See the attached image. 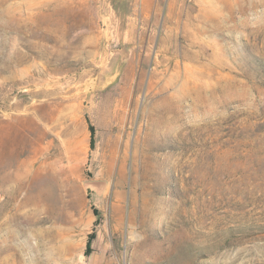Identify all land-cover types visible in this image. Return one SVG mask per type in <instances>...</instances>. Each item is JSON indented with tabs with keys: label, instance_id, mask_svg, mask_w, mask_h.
I'll return each instance as SVG.
<instances>
[{
	"label": "rangeland",
	"instance_id": "rangeland-1",
	"mask_svg": "<svg viewBox=\"0 0 264 264\" xmlns=\"http://www.w3.org/2000/svg\"><path fill=\"white\" fill-rule=\"evenodd\" d=\"M0 244L264 264V0H0Z\"/></svg>",
	"mask_w": 264,
	"mask_h": 264
},
{
	"label": "water",
	"instance_id": "water-1",
	"mask_svg": "<svg viewBox=\"0 0 264 264\" xmlns=\"http://www.w3.org/2000/svg\"><path fill=\"white\" fill-rule=\"evenodd\" d=\"M83 185L91 190H94L97 194L101 193L106 187V181L104 180H86Z\"/></svg>",
	"mask_w": 264,
	"mask_h": 264
},
{
	"label": "bare ground",
	"instance_id": "bare-ground-1",
	"mask_svg": "<svg viewBox=\"0 0 264 264\" xmlns=\"http://www.w3.org/2000/svg\"><path fill=\"white\" fill-rule=\"evenodd\" d=\"M10 247V246H8ZM5 250V248L3 249L2 245L0 244V253H2Z\"/></svg>",
	"mask_w": 264,
	"mask_h": 264
}]
</instances>
